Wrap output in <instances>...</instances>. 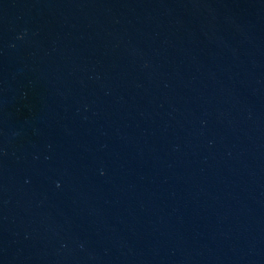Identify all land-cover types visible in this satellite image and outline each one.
<instances>
[{"label": "water", "instance_id": "obj_1", "mask_svg": "<svg viewBox=\"0 0 264 264\" xmlns=\"http://www.w3.org/2000/svg\"><path fill=\"white\" fill-rule=\"evenodd\" d=\"M0 264H264V0H0Z\"/></svg>", "mask_w": 264, "mask_h": 264}]
</instances>
